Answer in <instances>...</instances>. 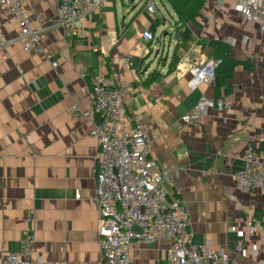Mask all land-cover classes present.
Wrapping results in <instances>:
<instances>
[{"label": "crops", "instance_id": "1", "mask_svg": "<svg viewBox=\"0 0 264 264\" xmlns=\"http://www.w3.org/2000/svg\"><path fill=\"white\" fill-rule=\"evenodd\" d=\"M23 1L43 54L23 50L17 24L0 7V264L20 251L26 229L35 238L34 259L102 264L94 178L99 142L91 136L102 116L91 91L99 74L112 72L132 99L128 113L151 137L152 158L168 173L170 198L189 212L193 243L237 264H264L262 234L249 236L247 228L264 212V192H239L233 181L245 168V153L264 148L259 26L245 21L231 0H206L201 28L189 25L194 41L185 50L167 0H157L154 15L144 0H104L80 31L59 22V0ZM147 30L153 42L142 38ZM213 41L228 44L231 58L251 69L233 72L230 92L214 82L190 91L189 69L214 59ZM203 98L225 99L228 109L184 123ZM170 247L134 244L132 264H170Z\"/></svg>", "mask_w": 264, "mask_h": 264}, {"label": "built area", "instance_id": "2", "mask_svg": "<svg viewBox=\"0 0 264 264\" xmlns=\"http://www.w3.org/2000/svg\"><path fill=\"white\" fill-rule=\"evenodd\" d=\"M104 0H59V22L80 31L83 22ZM242 18L259 26L264 34V0H231ZM147 12L154 15L157 0H144ZM3 12L18 27V40L25 52L43 54L41 33L31 26L33 13L23 0H0ZM41 20V16H36ZM142 38L154 41L150 31ZM126 62H130L127 58ZM219 62L209 59L189 69L190 91L213 83ZM54 66H57L54 64ZM119 74H99L93 81L91 99L94 112L102 116L91 136L98 139L94 178L99 208L98 235L102 264H132L134 244L150 246L170 242V264H237L222 251L193 243L189 212L178 198H170L166 182L168 173L157 166L151 155L152 140L145 127L128 113L131 97L118 87ZM225 112V99H201L194 112L185 115L186 124L198 122L204 111ZM76 111L77 108L75 107ZM245 168L233 177L242 193L264 192V152L249 149L244 157ZM79 197V196H78ZM248 235L260 232L264 242V212L258 221L247 223ZM35 238L26 229L19 252L7 255L2 264H45L34 259Z\"/></svg>", "mask_w": 264, "mask_h": 264}, {"label": "trees", "instance_id": "3", "mask_svg": "<svg viewBox=\"0 0 264 264\" xmlns=\"http://www.w3.org/2000/svg\"><path fill=\"white\" fill-rule=\"evenodd\" d=\"M167 2L171 5L177 17V26H180L183 30V42L180 47L186 50L188 49V44L194 41L189 25L196 26L198 29L201 28L198 17L206 0H167ZM158 27L159 22H154L150 30L155 33ZM208 45L214 50V59L219 62L215 75L219 79L220 87H224L227 92H230L228 81L232 78L233 72L239 67L250 70L251 64L250 62L232 59L230 56L231 48L228 44L221 41H213L209 42ZM174 62L175 61H173V63ZM257 150L264 152L263 145Z\"/></svg>", "mask_w": 264, "mask_h": 264}, {"label": "water", "instance_id": "4", "mask_svg": "<svg viewBox=\"0 0 264 264\" xmlns=\"http://www.w3.org/2000/svg\"><path fill=\"white\" fill-rule=\"evenodd\" d=\"M214 84L216 88H220L219 79L217 77L214 79Z\"/></svg>", "mask_w": 264, "mask_h": 264}, {"label": "rangeland", "instance_id": "5", "mask_svg": "<svg viewBox=\"0 0 264 264\" xmlns=\"http://www.w3.org/2000/svg\"><path fill=\"white\" fill-rule=\"evenodd\" d=\"M168 11H169V13L170 14H172V11H171V9H168ZM165 15H166V18H168L169 16H168V14L165 12ZM165 32H167L166 30H165ZM159 38L161 37V32L159 33Z\"/></svg>", "mask_w": 264, "mask_h": 264}]
</instances>
